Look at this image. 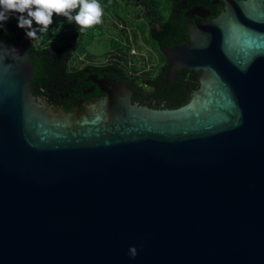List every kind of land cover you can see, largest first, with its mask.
I'll use <instances>...</instances> for the list:
<instances>
[{
    "label": "water",
    "instance_id": "1",
    "mask_svg": "<svg viewBox=\"0 0 264 264\" xmlns=\"http://www.w3.org/2000/svg\"><path fill=\"white\" fill-rule=\"evenodd\" d=\"M222 1L162 46L169 79L199 77L175 109L106 78L52 107L0 41V264H264V0Z\"/></svg>",
    "mask_w": 264,
    "mask_h": 264
},
{
    "label": "trees",
    "instance_id": "2",
    "mask_svg": "<svg viewBox=\"0 0 264 264\" xmlns=\"http://www.w3.org/2000/svg\"><path fill=\"white\" fill-rule=\"evenodd\" d=\"M125 1L126 7L132 9L133 16L123 22L133 29L135 36L133 46L141 52L142 45L136 40V34L141 32L144 44L151 46L154 55L157 56L158 62L151 69L145 65L141 53H132L129 37L126 39L128 44L114 39L110 52L104 57L107 60L103 64H86L77 51L87 28H81L75 21L72 23L63 15L54 14L53 23L47 31L43 33L38 31L39 39H30L26 36L27 30L17 26L20 14L11 13L9 19L0 26V41L22 44L26 48L34 63L30 83L34 95L52 107L73 112L77 110L79 102H95L99 89L96 87L93 92L91 90L96 86L93 82L96 76L98 79L125 81L133 90V102L139 101L141 105L160 97H165L167 106L165 108L157 106L154 109H175L185 105L198 86H188L179 80L172 83L171 87L166 85L164 78L168 62L162 53V46L172 48L185 43L183 36H188L186 13L190 9L201 7L215 17L224 10V4L221 2L217 5L214 3L215 0ZM100 3L102 6L101 1ZM77 11L78 8L72 15L74 16ZM102 11L103 14L105 11L110 13L109 8L103 6ZM104 17L105 15H102L100 19ZM99 24L92 26L97 28ZM38 27L33 22V28ZM73 27H76L75 30ZM71 30L75 32L70 33ZM175 41L177 43H174Z\"/></svg>",
    "mask_w": 264,
    "mask_h": 264
},
{
    "label": "clouds",
    "instance_id": "3",
    "mask_svg": "<svg viewBox=\"0 0 264 264\" xmlns=\"http://www.w3.org/2000/svg\"><path fill=\"white\" fill-rule=\"evenodd\" d=\"M77 8L79 11L73 16L72 12ZM11 13L20 14L17 26L26 29V36L30 39H39L37 32L47 31L54 14L74 20L81 28L99 24L103 15L100 0H0V26ZM33 22L39 27L33 28ZM128 252L133 259L138 255L136 247H130Z\"/></svg>",
    "mask_w": 264,
    "mask_h": 264
},
{
    "label": "rangeland",
    "instance_id": "4",
    "mask_svg": "<svg viewBox=\"0 0 264 264\" xmlns=\"http://www.w3.org/2000/svg\"><path fill=\"white\" fill-rule=\"evenodd\" d=\"M102 6L109 8L110 13L104 12V18L100 19L101 22L97 28L91 26L86 29L85 35L82 37L79 43V49L77 54L80 56L82 61L86 64H103L107 59L105 55L110 52L112 47V42L115 40H121L127 43V37H129L130 45L132 47V53H141L142 57L145 59V65L148 68H153L157 64V56L154 55L151 46L144 44L141 32L136 35V40L142 45V50L139 52L137 48L133 46L135 42V36L132 32V27L124 23L123 20H129L133 16L132 9L126 7L125 0H100ZM74 23V20L72 21ZM64 26V25H63ZM61 26V28H66ZM70 27V26H69ZM74 30L76 27H73ZM71 30L70 33L75 31ZM124 31H126L124 33ZM56 31H54L55 33ZM154 55V56H153ZM43 102H46L42 99ZM47 103V102H46Z\"/></svg>",
    "mask_w": 264,
    "mask_h": 264
},
{
    "label": "flooded vegetation",
    "instance_id": "5",
    "mask_svg": "<svg viewBox=\"0 0 264 264\" xmlns=\"http://www.w3.org/2000/svg\"><path fill=\"white\" fill-rule=\"evenodd\" d=\"M221 2L223 3L222 0H215L214 1V3L217 5ZM186 18H187L186 29L188 31V36L187 35L183 36L184 42H187L189 40L192 28H194L197 24L205 22V21H207L213 17L211 16L210 12L204 10L203 8L194 7L193 9H190L186 13ZM174 43H177V41H175ZM179 72H180V74H178ZM179 72L177 73V76L174 79H169L167 76V73L165 74L164 81L168 87H171L172 83H177L178 82L177 80H179L180 82L186 83L188 86H199V77H198L197 72L191 71L188 69H184V70H181ZM194 73H196V75H194ZM96 78H97V76L94 77V79H96ZM107 80H109V79L107 78ZM96 87H98L97 84H96V86H94L92 88L91 91L93 92ZM132 92H133V90H132ZM101 96H105V93H103L99 90V94H97L95 97L96 100ZM132 97H133V95H132ZM164 98L160 97L158 100L151 101L150 103L147 102L145 106H148L150 108H154L157 106L165 108L167 106V101ZM137 102L139 104L141 103L139 101H137ZM86 103H88V101L79 102L78 105L76 106L77 109L82 108L83 106H85Z\"/></svg>",
    "mask_w": 264,
    "mask_h": 264
}]
</instances>
